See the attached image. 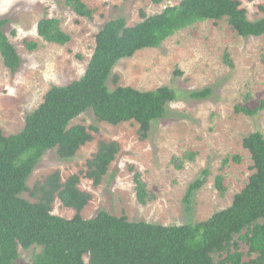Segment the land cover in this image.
<instances>
[{
    "label": "rangeland",
    "instance_id": "rangeland-1",
    "mask_svg": "<svg viewBox=\"0 0 264 264\" xmlns=\"http://www.w3.org/2000/svg\"><path fill=\"white\" fill-rule=\"evenodd\" d=\"M182 1L155 4L152 0H86L93 17L85 18L67 6L66 0H0V20L6 22L4 32L21 60L18 71L12 73L0 55L3 133L10 136L21 132L27 116L44 102L53 86H66L85 75L96 48V36L108 21L125 18L133 27L144 21L142 12L152 17ZM239 1L250 19L264 18V0ZM45 16L60 21L61 29L71 36L68 44L48 43L38 35V24ZM26 42H36L39 47L29 51ZM163 86L177 90L180 97L170 104L167 116L153 124L146 139L141 140L137 122L114 126L99 121L89 110L71 126L86 127L92 141L70 160H61L56 149L48 151L29 177V190L21 198L37 203L40 195L36 188L58 172L61 183L79 176V189L91 196L81 212L84 219L106 210L133 222L181 226L206 221L229 208L255 173L252 156L243 141L256 132L264 135V111L254 117L238 112L254 110L264 101V35L241 37L225 19L198 23L159 48L144 49L120 61L108 82L110 90L131 87L149 92ZM204 89L211 90L208 98L195 100L188 96ZM101 142H117L120 152L96 186L85 173ZM206 169V183L193 198L192 212H187V190ZM137 173L147 187L150 200L145 205L137 198ZM219 176L226 189L224 196L216 188ZM52 214L72 219L77 212L63 206L56 197ZM235 241L244 262L255 258L248 256L249 248L239 236ZM40 252L38 247H20L18 263L32 264ZM225 257L226 254L214 258L219 261ZM85 259L88 263V257Z\"/></svg>",
    "mask_w": 264,
    "mask_h": 264
},
{
    "label": "trees",
    "instance_id": "trees-1",
    "mask_svg": "<svg viewBox=\"0 0 264 264\" xmlns=\"http://www.w3.org/2000/svg\"><path fill=\"white\" fill-rule=\"evenodd\" d=\"M85 1L66 0V5L79 16L92 18L93 11ZM152 1L161 4L173 0ZM141 15L144 21L133 27L125 18L108 21L96 36V48L85 75L66 86H53L44 102L27 116L21 132L6 136L0 128V264H19L20 247L41 249L32 264H264V135L260 132L243 141L252 156L255 173L229 208L203 222L164 226L129 221L126 216L117 217L106 210L84 219L81 212L91 196L79 189V176L61 183L58 172L36 188L40 195L37 203L21 198L29 190V177L48 151L56 149L61 160H70L92 141L86 127L71 126L87 111L92 110L99 121L114 126L137 122L141 140L148 137L154 123L167 116L170 104L180 97L171 87L149 92L131 87L109 89L108 82L120 61L132 58L138 51L159 48L180 31L206 21L225 19L245 38L264 35V18L250 19L239 0H183L161 14ZM5 24L0 20V55L6 68L16 73L21 60L4 32ZM37 30L48 43L64 46L71 41L56 18L45 16ZM25 46L29 51L39 47L36 42H26ZM227 62L232 64L228 55ZM210 95V89L188 94L195 100ZM261 111L264 101L254 110H238L252 117ZM119 152L117 142H101L98 152L88 161L85 177L100 185ZM234 160L240 162L239 157ZM208 175L206 169L190 184L184 199L187 212H192L193 198ZM134 181L138 201L145 205L150 199L141 174H135ZM216 188L224 196L221 176L216 179ZM56 197L63 206L76 210L74 218L52 214ZM236 236L248 246V256L255 258L243 261ZM224 254V259L215 260L216 255Z\"/></svg>",
    "mask_w": 264,
    "mask_h": 264
}]
</instances>
